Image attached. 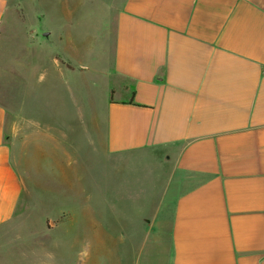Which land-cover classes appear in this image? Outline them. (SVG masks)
Here are the masks:
<instances>
[{
    "label": "crops",
    "instance_id": "0c3cea01",
    "mask_svg": "<svg viewBox=\"0 0 264 264\" xmlns=\"http://www.w3.org/2000/svg\"><path fill=\"white\" fill-rule=\"evenodd\" d=\"M15 2L22 10L16 102L31 95V107L54 98L70 103L79 93L71 74L85 76L92 65L77 32L76 7L68 0L60 13L29 16L25 4L37 1ZM7 11L8 0H0V33ZM114 11L99 34L101 66L95 68L108 95L103 127L95 110L76 111L66 139L85 158L139 156L166 171L142 244L150 247L152 228L166 225L167 251L157 257L150 248L142 264H264V0H121ZM20 105L9 115L0 102V228L12 222L23 195L16 163L28 127L17 125ZM29 126L39 147H47V123L31 118ZM76 131L83 138L77 147ZM34 223H16L13 264H81L72 247L100 241L78 231L41 248L47 243L37 236L57 225L28 234L24 229Z\"/></svg>",
    "mask_w": 264,
    "mask_h": 264
},
{
    "label": "rangeland",
    "instance_id": "374dc122",
    "mask_svg": "<svg viewBox=\"0 0 264 264\" xmlns=\"http://www.w3.org/2000/svg\"><path fill=\"white\" fill-rule=\"evenodd\" d=\"M35 1L38 4H33V7L30 3L25 4L29 16L31 12L39 10L46 15L47 11L49 15L60 13L59 9L62 10L63 3L68 0ZM109 1L69 0L71 6L76 7L73 17L78 35L88 46L90 61L87 62H92L85 76L81 73L71 74L72 90L79 93L71 95L70 103H58L54 98L51 102L44 100L31 107V95H22L24 115L23 119L18 117L16 121L20 128H28L21 132L25 144L19 149L21 156L16 166L23 180V195L12 222L0 228V264L14 262L15 225L21 220L35 222V227L24 229L28 234L31 230L44 232L45 225H57L37 236L47 243L41 248L52 247L63 237L73 236L78 231L89 239L97 236L100 241L72 247L71 252L75 256L81 253L79 257L82 259L75 260H82L81 264L84 259H87V264H131L133 255L135 264H142L149 258L150 248L158 252L157 257L166 254V225L161 229L152 228L155 237L150 247L146 243L142 244L143 234L150 223L149 211L160 204L165 190L166 171L158 161L139 156H109L105 153L102 157L88 155L85 158L66 139L72 137L68 126L73 123L76 111L86 115L95 110L102 119L103 127V102L108 95L104 92L102 79L96 73L99 69H95L101 66V53L97 47L104 21L111 19L121 0H111L113 4ZM21 12L15 0H8L6 28L4 33H0V102L7 108L9 115L19 112L22 102L17 103L14 95L15 36L17 28L20 29L18 17ZM47 25L51 26L48 20L44 26ZM41 30L43 28L39 27V35ZM93 82L99 84V89L93 87ZM32 113L38 116L31 117ZM11 118L13 115L8 117V124ZM31 118L44 120L52 131V139L44 142L47 147H39L35 134L37 130L29 126ZM74 139L76 147L83 144L78 131ZM157 257L151 258L153 262H159Z\"/></svg>",
    "mask_w": 264,
    "mask_h": 264
}]
</instances>
